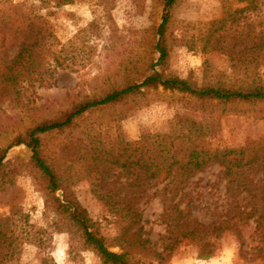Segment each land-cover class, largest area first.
I'll list each match as a JSON object with an SVG mask.
<instances>
[{
    "label": "rangeland",
    "instance_id": "1",
    "mask_svg": "<svg viewBox=\"0 0 264 264\" xmlns=\"http://www.w3.org/2000/svg\"><path fill=\"white\" fill-rule=\"evenodd\" d=\"M260 4L259 11L236 12L247 6L245 0H177L172 10L169 56L157 70L167 77H179L196 85L238 86L241 80L255 75V80L264 86V54L252 75L224 54L204 47L207 46L205 40L215 29L212 24L223 18V29L213 34L226 38L236 34L238 42H249L251 36L246 40L242 38V42L237 32L250 33L264 27V0ZM34 6L38 8L36 2ZM39 14L47 17L66 52L75 44L74 63L71 67L57 69L45 85L23 81L16 87H7L0 82V149L41 120L56 117L86 98L98 97L111 86H117L125 74L137 73L134 78L140 79L158 57L150 45L154 29L161 22L162 0H75L62 8L40 10ZM84 44L92 47L89 58L84 55ZM15 50L9 49L8 58L13 57ZM247 75L251 77L246 78ZM116 79L118 82L114 81ZM176 114L186 115L188 120H217L213 122V130L196 141L207 149H238L264 139V104L225 107L157 88L85 113L71 130L45 135L43 154L57 170L65 192L74 195L99 225L109 250L126 253L132 262L264 264V192L259 193L264 177L257 165L248 177L249 184L256 189L242 190L235 196L226 192L223 169L217 164L189 179L180 208L188 205L190 217L205 226H220L224 222L232 225L210 237L213 245L206 247L184 239L172 250L165 249L173 234L162 221L160 198L153 195L166 182L162 177L152 182L147 195L139 201L142 219L126 233L119 232L124 222L109 213L91 194L90 181L84 177L79 161L80 149L77 148L81 142L95 144L99 138L102 143L116 144L119 140H137L145 132L161 137L169 131V121L174 120ZM30 157L31 151L25 146L8 150L6 172L12 168L21 172L11 183L3 181L0 173V216L16 206L26 214V226L48 228L50 218L42 215L45 199L39 185L42 181L33 177ZM124 181L120 178L108 187ZM243 184L248 185L247 180ZM58 191L63 199V190ZM47 230L51 233L46 247L38 249L23 244L18 264H40L47 256L55 264H102L78 235Z\"/></svg>",
    "mask_w": 264,
    "mask_h": 264
},
{
    "label": "trees",
    "instance_id": "2",
    "mask_svg": "<svg viewBox=\"0 0 264 264\" xmlns=\"http://www.w3.org/2000/svg\"><path fill=\"white\" fill-rule=\"evenodd\" d=\"M75 0H0V82L16 87L23 81L48 84L57 69L68 68L74 63V45L68 53L54 35L46 16L40 10H53L73 4ZM247 6L236 12L247 9L259 11L261 0H245ZM38 4V8L34 6ZM177 0H162L161 22L151 36V48L158 54L149 65L146 75L135 79L134 74H125L117 86H111L98 97L86 98L56 117L46 118L17 135L5 148L0 149V173L5 182H12L21 170L12 168L6 172V154L9 149L25 146L31 151L30 164L33 177L42 181L41 189L45 193L43 217L50 218L48 228L54 233L78 235L84 246L91 250L102 264H145L132 262L126 253L109 250L106 240L97 225L88 215L86 209L74 195L65 192L57 170L43 154L44 136L52 132L61 133L71 130L77 120L92 110L121 103L137 94L151 89L161 88L164 91L185 94L202 103L217 102L225 107L236 104H264V86L253 75L259 60L264 54V27L254 32H237L240 41L251 36L249 42L240 43L236 34L231 38L213 34L223 29L225 20L212 24L215 27L205 40L207 49L224 54L236 63L247 75L238 86L201 84L196 85L179 77H167L157 70L163 66L169 56V41L172 38V10ZM37 8V9H36ZM264 18V16H263ZM216 24V25H215ZM211 38V39H210ZM244 38V40H241ZM83 43V42H82ZM240 43V45H239ZM83 45V44H82ZM84 55L89 58L92 47L84 44ZM203 47V48H204ZM15 48L12 58H8L9 49ZM206 49V48H205ZM136 72V70L134 71ZM250 76V77H248ZM118 82V79L114 80ZM210 121V120H209ZM188 120L186 115L176 114L169 121V131L161 137L149 132L142 133L137 140H119L116 144L92 142L78 146L79 161L83 167L84 177L90 181V192L107 208L108 212L124 222L119 232L126 233L138 225L142 219L139 201L147 195L153 181L161 177L166 182L153 195L162 202L163 223L171 230L173 238L165 249L172 250L180 240H191L201 246L213 245L210 237L219 234L232 225H208L191 218L188 205L180 208V201L185 195L186 184L197 172L204 171L212 164L220 166L222 177L226 181V192L235 196L242 190H255L249 184L248 177L253 166L263 170L264 177V139L249 147L238 149H207L196 141L211 132L213 122ZM5 177V178H4ZM124 178L118 186L108 187L113 182ZM113 179V181H111ZM247 180V184L243 181ZM111 181V182H110ZM259 193L264 192V179ZM259 185V186H260ZM242 188V189H240ZM63 190V199L56 196ZM252 193L251 195H253ZM26 214L16 206H11L8 213L0 216V264H18L21 246L31 244L44 249L49 237L48 228L26 226ZM142 228L139 227L138 231ZM142 245V244H141ZM40 264H55L50 257H44Z\"/></svg>",
    "mask_w": 264,
    "mask_h": 264
},
{
    "label": "water",
    "instance_id": "3",
    "mask_svg": "<svg viewBox=\"0 0 264 264\" xmlns=\"http://www.w3.org/2000/svg\"><path fill=\"white\" fill-rule=\"evenodd\" d=\"M57 196H58L60 199H62L61 191H58V192H57Z\"/></svg>",
    "mask_w": 264,
    "mask_h": 264
}]
</instances>
